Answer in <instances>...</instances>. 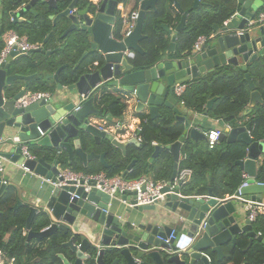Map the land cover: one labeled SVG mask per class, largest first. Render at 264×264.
I'll list each match as a JSON object with an SVG mask.
<instances>
[{
  "label": "water",
  "instance_id": "1",
  "mask_svg": "<svg viewBox=\"0 0 264 264\" xmlns=\"http://www.w3.org/2000/svg\"><path fill=\"white\" fill-rule=\"evenodd\" d=\"M17 1V0H16ZM60 0H18L17 9L9 11L13 22L26 12L37 14L34 6L56 10ZM78 0H72L67 7L50 16L53 24L60 18L64 30L62 37L69 33H83L88 44L75 67L88 55L91 60L69 85L57 84V91L48 100H38L26 106H17L16 99L24 92L21 85L33 75L19 73L17 68L24 67V58L33 53L44 52L41 47L27 52L16 50L13 46L0 67V140L4 144L12 142L16 135L26 142L34 153V159L24 160V166L39 176L49 179L52 189L40 208L30 207L26 218L29 230L27 240L32 238L46 239L57 232L68 235L62 246L68 249L71 259L63 253L57 254L63 264H85L93 259L95 264H106V256L112 258L109 264H195L201 261L210 264L207 251L217 253L219 259L224 256L223 246L236 244L237 236L245 233L248 237V250L253 240L264 243V238L252 230L251 222L244 210L245 203H264V180H257V173L264 168V140H253L249 134L250 123L225 128L219 142L227 144L241 142L246 145L245 156L234 163L246 174L247 185L236 191L226 200L219 199L209 189L207 198L187 197L180 190L166 193L162 201L168 212L177 216L182 234L168 243L164 239L171 228L166 224L167 216L156 210L157 204L137 205L130 194H123L127 200L140 211H153L149 219L138 226H130L121 217V212L112 210L111 203L115 198L92 189L85 192L82 186L76 187L68 181L57 186L59 169L64 168L59 160L61 153L66 154L68 164L78 157L86 167L91 161L98 160L104 166L106 152H98L100 146L110 145L126 155L128 144H139L135 137L126 141L118 140L113 134L102 130L90 120V116L99 115L100 110L93 105L92 94L103 86L125 93L136 101L138 111H147L152 120L160 116V108L170 109L175 119L182 122L183 133L179 139L168 145L172 153L174 166L170 181L176 175L181 141L185 137L206 140L205 132L192 126L189 111L179 106V99L174 95V85L190 81L204 74L213 73L220 67H233L246 71L247 64L259 57L264 58V22L259 24L254 19L264 6V0H237L238 9L227 23L215 25L198 51L173 54L177 34L185 28V22L191 10L198 6L194 0L190 8L183 10L177 0L174 7L180 13V19L174 29L162 24L170 37L166 53L164 52L151 65L137 67L129 59L125 51L135 55L144 52L140 42L147 36L142 33L146 11H156L157 0H136L138 18L129 35L114 36L116 30V13L119 0H98L89 2L85 7L75 10ZM128 0L123 2L126 4ZM48 11V10H47ZM3 19L0 18V27ZM59 25V26H60ZM55 50L45 51L51 54ZM67 64L60 65L54 74H46L47 78L58 81V74ZM248 85L252 89L248 106L242 114L250 111L263 98L248 73H245ZM214 98L207 102L210 105ZM40 131L43 134H40ZM9 152L3 151L5 159L21 163V151L18 144L12 142ZM161 146H155L148 159L152 163ZM134 159L128 164L130 170ZM5 183H0V191ZM76 196H72V194ZM19 202L17 201V204ZM244 211V212H243ZM128 212V211H127ZM179 213L182 215L179 217ZM38 217L46 225L39 230H32L34 217ZM134 227V228H133ZM78 238L80 240H78Z\"/></svg>",
  "mask_w": 264,
  "mask_h": 264
},
{
  "label": "trees",
  "instance_id": "2",
  "mask_svg": "<svg viewBox=\"0 0 264 264\" xmlns=\"http://www.w3.org/2000/svg\"><path fill=\"white\" fill-rule=\"evenodd\" d=\"M72 0H60L58 2V10L66 7ZM125 2L126 0H119ZM194 0H177L179 6L186 10L190 8ZM88 0H78V8L85 7ZM206 4V5H205ZM205 6L211 7L212 12L205 11ZM156 11H146L144 22L142 25V33L147 37L140 44L144 50L142 54L135 55L132 63L137 67L151 65L159 57V53L165 49L164 40L160 25L174 24L176 16L171 15L172 0H157ZM238 9L237 0H199L198 6L194 7L189 13L185 28L180 32V42L176 49V54L182 52L189 53L195 40L201 36H209L213 33L214 25H221L225 20L229 19ZM264 11V6L259 10ZM122 18L117 17L116 36L119 37ZM168 22V23H167ZM11 26H7L9 29ZM59 27V24H58ZM7 29V30H8ZM64 28L61 30L54 29L53 40L61 39L60 36ZM72 36L75 43L71 47H66L58 53L50 55L48 58L38 57L35 53L30 57L24 58V67L17 68L19 73L26 74L31 71L33 77L23 82L21 85L28 91L44 90L53 92L55 85L53 80L45 77L46 73H53L62 65L67 66L58 74V83L69 85L76 81L77 77L86 68L91 60L88 55L76 68H74L76 55H80L88 49L87 41L83 33L72 32L67 36ZM40 38H31L34 43ZM53 44V42H52ZM51 44V45H52ZM55 47V45H52ZM79 57V56H78ZM248 73L253 83V89L258 90L264 101V58L259 57L253 62L247 64L246 71L237 70L233 67H220L211 74L203 78H196L192 81L185 82L187 84V95L181 97L186 108L192 111H201L204 109L207 99L216 98L215 102L208 109V114L214 119H221L229 126L240 125L238 120L247 118L243 124L250 123L249 133L253 140H264V102L257 103L244 116L242 112L246 109L249 102V96L252 89L248 85L245 78ZM93 101L98 103L100 113L97 117L103 118L104 100L112 97L114 106L113 112L116 116H121L124 108L127 106L126 98L129 95L118 91L111 90L106 86L101 87L92 94ZM137 117L141 121V131L139 136L141 141L139 144H128L126 147V155L124 156L118 149L106 144L100 146L98 152L105 151V162L108 166H104L97 160L91 161L86 167L82 165L78 157H74L71 164L67 162V156L64 153L59 155L62 166L70 167L73 171H82V173H96L104 171L107 176L122 174L126 178H136L149 171H152L154 180H168L173 172V158L167 146L176 142L183 133V123L175 119V115L168 108L160 109V116L152 120L147 113L137 112ZM156 141L162 149L156 154L152 164L147 165L149 157L154 152L155 146L151 144ZM201 139L185 137L181 141L180 151L185 158L179 162V168L188 167L192 169L190 180L181 186L180 192L187 197H205L208 195L209 189L214 195L222 200L230 199L237 191L238 186L244 181L242 172L235 165V161L245 156L246 145L241 142L227 144L225 141L217 143L213 148L208 149ZM29 151L33 153L29 147ZM135 160L129 171L125 172L127 165ZM206 172L210 173L207 175ZM208 176V177H207ZM206 177L209 179H206ZM257 180H264V168L257 173ZM10 197V200L5 201ZM15 193L12 188L7 190L0 197V204H5V211L0 213V248H3L9 258H13L14 264H21V258L25 255L27 246L24 244L25 237L21 231L25 225L27 208L12 210V203ZM6 202V203H5ZM46 223L38 219L33 226L34 230H39ZM252 230L256 233L260 232L264 238V215L258 216L255 221L251 222ZM13 230V237L10 242L6 243L3 234ZM246 234L242 238L243 244L235 247H226L225 257L222 260L217 259L215 252H209L211 264H264V243L261 241H253L250 249L244 251ZM68 235L57 232L50 238L35 239L36 241H45L46 245L43 249L37 251L38 262L35 264H62L57 254L63 253L71 259L68 249L62 246V242L66 241ZM241 239V238H240ZM78 240H80L78 238ZM112 258L106 256L104 262L109 264ZM23 264V263H22ZM85 264H95L93 259L85 262ZM146 264H152L151 261ZM195 264H203L197 262Z\"/></svg>",
  "mask_w": 264,
  "mask_h": 264
},
{
  "label": "crops",
  "instance_id": "3",
  "mask_svg": "<svg viewBox=\"0 0 264 264\" xmlns=\"http://www.w3.org/2000/svg\"><path fill=\"white\" fill-rule=\"evenodd\" d=\"M97 1L98 0H88V2H91V3H96ZM17 2H18V0L17 1L16 0H0V18L3 19V22H1V27H0V51H1L2 46H3V42L1 40V35L4 32L9 31V30L15 31L20 36H25L29 42H31L30 40L33 37L34 38H40V39L36 40L34 43L38 44L39 47H41L45 51L55 50L51 54H46L45 51L44 52H41V51L36 52L35 54L41 58H44V57L48 58L50 55H52L54 53L61 52L62 50H64V48L71 47L72 44L75 43V40L70 35L67 37L66 36L62 37V34H61V36H60L61 39H56V38H55V40L51 39L52 38L51 36L53 35L52 33L54 32L55 28L58 30H61V28L65 27L64 22L67 21L66 20L67 18H64V17L60 18L59 20L56 21V23L53 24V20L50 18V16H53L57 12L64 10L67 6L62 7V9H59V10H58V8L56 10H51V9L49 10V9L40 7L41 5H36V6H34V10L37 12V14L26 12L22 16L18 17L15 22H13L12 18L9 16V11H15L17 9V7H15V6H17ZM77 4H78V1L75 5L76 10L80 9V8H78ZM133 10H138V3L136 0H128V2L126 4L119 2L117 5L118 13H116L117 14L116 17H118V15H120V17L123 20V18ZM205 11L212 12V8L205 6ZM170 12H171L170 13L171 15L176 16L177 18H175L174 24L170 23V24H167V26L171 29H174L179 22L180 13L174 7L173 0H172V10ZM61 21H64L62 24L63 27H61V25H60ZM225 21H228V19ZM116 23H117V18H116ZM58 24L60 25L59 27H58ZM162 24H165V23H162ZM8 25L11 26V27H9V29L7 28ZM161 25H160V29L162 31V38L164 40L163 42H164V46H165V49L163 52H164V55H166V59H167L170 57L169 55H171V54L166 53L168 44L170 42V37L166 33L164 28L161 27ZM185 26H186V22H185ZM115 27L117 29V24H115ZM183 29H181V31ZM124 30H125V25L122 23L119 33L122 34V32ZM180 32L177 34V39L175 41V52L173 54H176V49H177V46L179 45V42H180V38H179ZM113 35L114 36L116 35V30L114 31ZM52 42H53V44H52ZM51 44L55 45V47H52ZM82 54L80 55V53H78L76 55V58H78L76 61V64H77L78 60L81 58ZM85 58H83L82 61ZM74 68H76V67L74 66ZM54 73L55 72L53 71V73H46V74H54ZM46 74H45V77H46ZM209 74H211V73H209ZM25 75H33V74H31V71H26ZM206 76H208V74H204L201 78L206 77ZM197 78H200V77H197ZM47 79L53 80L54 84H56L54 91L50 92L51 95H53L57 91L56 86L58 84V81L54 80L53 78H47ZM195 79L196 78H194L192 80H195ZM192 80H190V81H192ZM187 93H188V91H186L185 95H187ZM211 99H213V98H211ZM211 99H207L206 104L203 107L204 109H202L201 111H192L189 109L190 110L189 111V118H190L191 125L202 130V131H204V132H206L209 129H213V128L223 131L227 127L228 124L223 122L221 119H214V118L210 117L208 114V109L211 107V105H213V103L216 100V98H214V101H212V103L210 105H208L207 102ZM125 101L127 103V106L124 108L121 116H116V114L113 112L112 106H114V100L112 97H108L107 99L104 100V104H103L104 117L103 118L97 117V115L90 116L91 122L97 124L99 126V128H101L102 130H105V131L113 134L120 141H126L129 138L135 137V135L139 134V132L141 131V128H142L141 121L136 115V113L139 111L136 109L137 107H136L135 99L132 97H130V98L125 97ZM93 105H94V107L99 108L97 102L95 103L93 101ZM178 105L182 106L183 108H186L185 103L181 104L179 102ZM186 109H188V108H186ZM141 112L147 113L146 110H144V111L141 110ZM245 114H242V115L244 116ZM246 121H247V118H242V119L238 120L240 125H245L243 123H245ZM14 136H16V135H14ZM14 136H12V137H14ZM196 139H200V138H196ZM201 140L205 144H207L206 140H203V139H201ZM2 142L3 141L0 140V152L1 153L3 151L9 152L14 145V144H12L13 141L12 142L7 141L10 144H7V143L4 144ZM138 142H140V141H138ZM219 143H221V142H219ZM151 144L153 146L158 145L156 143V141H152ZM162 147L163 146H161V149H162ZM207 148L211 149L209 147H207ZM171 155H172V153H171ZM172 158H173V156H172ZM184 158H185V155L182 153V151H180L177 168L179 167V162L181 160H183ZM154 160H155V158H154ZM96 162L98 163L100 161L97 160ZM100 163H102V162H100ZM152 163H148L147 165H150ZM173 166H174V160H173ZM65 168H70V167H65ZM125 170L126 169H124V171ZM76 172L82 173V171H76ZM99 172H104V171H99ZM145 174H147L151 178H153V176H154L153 172L149 171V167H148L147 172ZM206 174L210 175L209 172L208 173L206 172ZM244 175H246V174L242 173L243 178H244ZM207 177H206V179H208ZM45 179L46 178L39 176L38 174H36L32 171H28V170L21 168L17 164V162L11 160V158L5 159L4 160V171L2 173H0V183L3 182V180H5L6 183H5V187L2 189V191H0V197L7 190V188H12L14 193H15V198H14L13 203H12V210L27 208V214H26V218H27L30 207L40 208L43 205L45 199L47 198V196L49 195V193L52 189V185L49 183V181H46ZM244 180H245V178H244ZM207 196L208 195H206L205 197L207 198ZM8 200H10V197L7 198L5 201H8ZM17 201L19 202L18 204H17ZM245 205H246V203H245ZM245 205H244V210H245ZM111 207H112V210L118 209L121 212V217L124 220H126L127 224L130 226H134V227L138 226L140 223L144 222L145 219H149L151 214L153 213V211H140V210H138V208H136L133 204H131L127 200H126V202H123L121 196H117L113 200V202L111 203ZM5 209H6L5 204H3V205L0 204V213H3L5 211ZM156 210L158 212H160L161 214L167 216L166 224L171 229L176 231V240H177L179 238L180 234H182L181 227H180V221L177 219V216H175L171 212L169 213L168 210L164 207L163 203L157 204ZM179 214H180L179 215V217H180L182 214L181 213H179ZM38 219L39 218L37 216L34 217L32 224H31L32 230H34L33 226L37 223ZM28 231L29 230L26 228V219H25V225L22 228L21 234H22V236L25 237L24 244L27 246V248L25 250V255L21 258V264L22 263L23 264H35V263H37L39 260V258L37 257V251L39 249L40 250L43 249V247L46 245L45 241H42V242L36 241L35 239H37V238H32L28 241L27 240ZM244 235H245V233H242V234L237 236L236 244L233 247H235L238 244H243L242 238ZM3 236L5 238L6 243L10 242V240L13 237V230L5 232L3 234ZM253 241H255V240H253ZM247 245H248V237H246L244 251L247 248ZM226 247H232L231 243L229 242L223 246L222 250L224 252V256L222 258L219 259L218 255L216 253L218 260H222L225 257ZM248 250H246V251H248ZM209 252H211V251L210 250L207 251V253H209ZM209 260H210V257H209ZM60 261L62 263V260H60ZM197 262H201V261H196V263ZM14 263H15L14 259L9 258L8 254H6L4 249L0 248V264H14ZM186 264H188V261L186 262ZM227 264H232V263H227Z\"/></svg>",
  "mask_w": 264,
  "mask_h": 264
},
{
  "label": "built area",
  "instance_id": "4",
  "mask_svg": "<svg viewBox=\"0 0 264 264\" xmlns=\"http://www.w3.org/2000/svg\"><path fill=\"white\" fill-rule=\"evenodd\" d=\"M76 9H73L74 12ZM138 18V10H133L128 13L122 20V23L125 25V30L122 32V37H125L130 34L136 24ZM256 23L264 22V12H260L254 19ZM224 23H227L225 21ZM207 36H199L193 46V51H198L201 49L202 45L207 40ZM1 40L3 42L2 49L0 51V67L9 52L12 50L13 46L16 45V50L27 52L29 50H34L39 47L38 44L29 42L25 36L18 35L15 31L9 30L4 32L1 35ZM126 56L133 60L135 54L132 51L126 50ZM187 84L177 83L174 85L173 93L179 99L181 104H184L181 97L183 96ZM51 93L49 91L38 90V91H28L24 92L16 99L15 103L17 106H26L30 103L36 102L38 100L44 99L48 100L51 98ZM230 126L227 125V128ZM221 130L218 129H209L205 132L206 143L209 148H213L218 142L221 134ZM249 132V131H248ZM40 134H43L40 131ZM250 134V133H249ZM135 138L138 141H141L139 135H135ZM12 141L15 144H18L21 151L22 162L17 164L28 170L24 166V160L34 159L35 156L29 151L28 144L21 141L17 136L12 137ZM4 160L5 158L0 153V173L4 171ZM29 171V170H28ZM192 176V169L188 167L177 168V172L172 181L168 180H154L149 177L147 174H142L136 178H126L122 174H116L114 176H107L104 172L97 173H78L76 171L70 170L69 168L59 169L58 176L62 177L61 180H56L54 183L57 186L64 185L66 182L71 181L76 187L82 186L85 192H89L92 189L100 190L108 194L111 198H116L117 196H122L123 194H130V196L136 201L137 205H149V204H160L165 199L166 193L164 192L165 187H169L171 191L174 189L180 190L181 186L186 184ZM245 180L238 186L237 191L241 187L246 186V175H244ZM49 181V179H45ZM6 183L5 180H3ZM72 196L78 197L76 194ZM202 196H198L199 198ZM206 198V197H202ZM123 202H126L124 199ZM245 210L247 212V219L250 222L256 220L258 216L264 215V203H252L248 202L245 205ZM257 234L260 235V232ZM176 238V231L171 229L169 235L164 239L165 242H169L172 239Z\"/></svg>",
  "mask_w": 264,
  "mask_h": 264
}]
</instances>
